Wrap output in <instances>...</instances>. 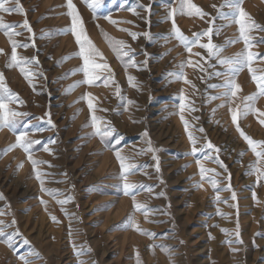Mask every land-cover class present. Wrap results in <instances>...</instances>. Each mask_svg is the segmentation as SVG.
<instances>
[{
    "label": "rangeland",
    "instance_id": "1",
    "mask_svg": "<svg viewBox=\"0 0 264 264\" xmlns=\"http://www.w3.org/2000/svg\"><path fill=\"white\" fill-rule=\"evenodd\" d=\"M191 2L209 15L201 19L179 11L175 14L177 27L188 37L208 28L207 21L217 16L224 0ZM73 3L88 37L103 54L104 60L98 62H106L111 69L101 74L109 79L107 86L101 82L98 86L80 85L66 94L69 85L83 79L82 73L70 74L82 61L73 55L78 51L74 37L64 31L71 23L66 0H18L23 14L0 12L4 23L16 26L13 31L19 35L12 39L28 45L18 47V55L38 61L28 65L34 73L30 85L17 67L6 66L11 45L0 31V73L7 88L23 101L10 107L27 114L19 118L17 127L30 124L24 129L28 139L42 142L32 146L31 155L47 162L37 165L36 170L45 174L41 176L43 187L58 193L53 198L41 191L22 149L4 151L16 137L8 128H0V221L6 233L19 232L12 248L2 242L6 237H0V264H22L21 255L30 264H252L253 241L264 240V180L258 182L252 173L255 156L237 133L227 106L218 107L224 101L210 99L222 91L211 85L223 82L214 75L223 67L207 58V50L193 46L189 54L170 38L173 18L168 14L180 8V0H103L95 18L82 0ZM7 7L15 9L17 3L10 0ZM241 7L264 28V0H242ZM105 16L117 23H109ZM25 19L32 32L22 27ZM214 27L220 29L212 35L214 44L238 41L224 48V56L244 48L237 25L216 19ZM101 30L124 41L129 55L118 59ZM130 32L138 33L135 40ZM248 35L249 50L259 54L252 68L257 75L264 74V31L254 29ZM201 42L206 43L207 37ZM64 57L71 58L62 60ZM189 59L195 67L188 66ZM176 73L191 83L178 79ZM129 76L134 78L131 84ZM236 82L241 86L239 97L256 91L247 68L237 75ZM181 92L185 97L183 110ZM84 93L92 96L91 113L87 101L81 99ZM254 106L264 112V96L258 97ZM91 115L115 128L107 146L99 137L88 138L90 126L82 127L90 125ZM238 123L246 135L264 140L258 113ZM189 132L198 149L208 141L215 147L192 155ZM45 145L50 152L43 150ZM149 147L154 151H148ZM113 149L120 151L126 163L138 166L127 182L146 186L138 188L134 198L149 210L147 217L133 211V196L124 194ZM196 159L203 167L215 170L205 175L216 181L217 191L207 179L201 180ZM217 159L224 167L215 162ZM196 184H203V188ZM68 197L69 202L57 203ZM128 216L139 228L155 234L154 238L124 228L122 222Z\"/></svg>",
    "mask_w": 264,
    "mask_h": 264
},
{
    "label": "snow or ice",
    "instance_id": "2",
    "mask_svg": "<svg viewBox=\"0 0 264 264\" xmlns=\"http://www.w3.org/2000/svg\"><path fill=\"white\" fill-rule=\"evenodd\" d=\"M9 2L10 0H0V12L11 13L13 11H16L19 12L20 14H23V10L22 8H20L18 4V0H15V2L17 3V7L15 9L7 7ZM82 2L87 5V7L93 13V16L95 18L97 9L101 7L103 0H82ZM241 4H242V0H224V3L221 4L217 9V16L211 17V19L207 21L209 25L208 28L203 32H194L191 37H188L185 36L181 32V30L177 27L175 20L173 18L175 14L179 11L181 14H186L188 16H196V17H200L201 19H203L205 16H208L209 14L204 12L194 3H192L191 0H180V8L179 9L174 8L168 14L169 18H173L170 38H174L181 45H183V47L189 54H192L193 46H198L201 49L207 50L208 53L207 58L215 59L217 64L223 67L224 69L223 71H216L214 73L215 76L222 77L223 82L221 84L211 85V87L222 89V91L218 95L210 97V99L211 100L222 99L224 103L218 105V107L227 106L228 112L231 116V122L233 125H235L237 133L247 144L248 149L255 156V162L252 165H250V168L252 170V173L256 175L257 181L259 182L260 180H264V140H255L250 136L246 135L245 132L241 129L238 121L242 118L247 117L249 114L256 115L258 113L259 123L261 125H264V118H262L264 117V112H261L259 109H257L254 106L256 99L260 96H264V74L257 75L256 71L252 68L254 58L258 57L259 54L253 53L252 51L249 50L252 44L248 35L254 29H259L261 31H264V28H261L253 21L250 14L247 13L243 9V7H241ZM66 7H67L66 14L70 18L71 23L70 26L66 28L64 31L65 33L70 32L71 35L74 37L76 45L78 47V51L73 55L77 56L82 61V65L79 68L72 70L70 74L75 75L77 72L83 74L82 80L75 81L72 85H69L68 89L65 90L66 94L80 85L98 86L97 82H101L105 86H107L109 83V79L107 77H102L101 74L104 72L111 71L109 65L106 62L104 63L98 62V60L99 61L104 60L103 54L96 48L93 41L88 37L83 25L82 18L77 10L76 5L73 3V0H66ZM213 7L216 6L213 5ZM223 8H227L228 11L227 12L221 11V9ZM129 11L134 12L133 9H129ZM104 19L108 20L109 23L112 24L117 23L116 21L111 20V18L108 16H105ZM216 19L226 20L228 21L229 25L232 23L237 25L239 32V40H242L244 44V48L240 52L234 53L231 56H224L222 54L224 48L230 44H234L238 42L236 40H228L225 42L224 45H216L212 42L213 33L219 34V30H220L219 28L214 27V23ZM125 23H127V21H125ZM225 26L228 25H222L221 27H225ZM15 27H16L15 25L4 23L2 18H0V31L4 32V35L8 38V42L11 45V55L9 58V62L6 66L17 67L20 73L24 76V78L26 80H29V83L31 85V77L34 75V73L30 70V68H28V65L34 63L38 64V61L36 60L35 57L28 59L18 55L17 48L18 47L26 48L28 47V45L18 44L15 40L12 39L13 36L19 35V33L13 31ZM22 27L27 29V31L32 32V29L26 19L23 22ZM97 27H99V25H97ZM119 30L127 31V29H119ZM101 35L103 36L105 42L108 44V47L117 55L118 59L121 56L129 55L127 46L125 45L124 41L116 40L109 37L107 33L103 32V30H101ZM129 35L135 40L137 38L138 33L130 32ZM143 35L145 37H149L148 33H143ZM204 37H207L206 43L201 42V39ZM2 53H3V49H0V54ZM195 55L200 56V53L197 52L195 53ZM69 58L71 57H64L62 58V60H66ZM132 66L136 67L134 63L132 64ZM183 66L184 65L182 63L180 67L183 68ZM188 66L195 67L196 65L193 63L191 59H189ZM244 68H247L248 72L251 74V79L255 83L256 91L253 92L251 95L239 97L238 93L241 91V86L236 82V77ZM200 70L203 71L202 68ZM175 75L177 76L178 79L183 78L185 83H189V84L191 83L186 78H184L182 74L176 73ZM133 79L134 78L131 76L128 77L130 84L133 81ZM118 92H119V88L117 87V93ZM81 99L87 101L88 108L91 113L94 108L91 94L84 93ZM179 99H180V108L181 110H183L185 107L184 104L185 97L183 96L182 92ZM237 100L239 101V103H236ZM13 103L19 106L23 103V101L19 99L18 94L13 93L10 89L7 88L5 84L4 75L3 73H0V128H8L9 131L13 132V134L16 137L15 143L10 145L9 148L4 151L5 152L11 151L17 147L22 149L24 153L27 155V159L32 164L36 179L41 184V191L55 198L58 195V193L55 190H50L43 187L44 180L41 179V176L45 174L36 170L37 165L44 164L47 162L35 160L32 158L31 155V152L33 150L32 146L34 144H41L42 142L28 139V132L24 129L29 128L30 124L24 123L22 128L18 129L17 126L21 124L19 118L27 114L16 111L12 107H10V105ZM234 103H235V107L232 106ZM213 111H215V109H213ZM90 120H91L90 125L85 124L82 126V127H89V126L91 127L92 131L91 133H89L88 138H91L92 136L99 137L101 143H105L107 146L106 143L107 138L114 136L115 128L112 127L109 122L104 121L102 118H99L95 115H91ZM181 120L184 121L183 116H181ZM184 123H185V129L187 131V127H188L187 122L184 121ZM49 124H51L50 120H49ZM200 131L202 132L203 129H200ZM143 135L146 136L147 133H144ZM188 139L190 144L192 145L191 154L194 156L198 151H203L204 148L213 149L215 147L214 145H212L210 141H208L206 142L205 145H203L202 148L198 149L196 147V143H197L196 138L190 132L188 133ZM49 142H54V141H49ZM115 143L119 144L120 143L119 139H117ZM43 150L45 152H50V149L46 145L44 146ZM147 150L154 151V149H152L151 147H149ZM215 150L217 152L219 151V149H215ZM113 151L115 158L120 165V179L124 181L122 184V189L124 194L133 196V205H132L133 211H139L143 213L145 217H147L149 210L145 208L143 205L135 202V198H134L135 191L138 188H144L146 186L143 185L138 186L136 184L127 182V176L132 174V172L138 166L126 163L125 162L126 158L120 154L119 150L113 149ZM241 155H243V153H241ZM204 158L208 159L207 156H205ZM153 159H155V156H153ZM215 162L220 164L221 167H224V165L218 159ZM196 164L199 169L201 180L203 181L207 179L208 183L211 184L213 190L217 191L216 181L214 179H211L210 177H206L205 175L208 172H215V170L207 169L203 167L200 159H196ZM22 166H23L22 163L18 165V167H22ZM49 167H51V165H49ZM195 187L203 188V184H196ZM70 199L71 198L68 197L65 200H57V203L63 205L69 202ZM232 199H235V194H233ZM253 199L254 200L256 199L255 193H253ZM217 200H219L218 196H217ZM41 203H44V201L41 200ZM51 219L53 220V222H56V218L54 216L51 217ZM13 223H15V221H13ZM2 225H3V221H0V237H6L5 239H3L2 242L5 243L9 248H12L13 239L14 237L19 235V232L17 231L8 234L4 231ZM122 226L124 228L131 227L133 230L143 235H148L150 238H154L155 236V234L146 232L145 230L139 228V226L134 222L131 216L126 217V221L122 222ZM221 231L227 233V229H221ZM237 236H239L238 231H237ZM24 243L27 244L28 241L25 240ZM159 247H161V249L164 250L162 245ZM32 254L38 255V253H32ZM19 259L22 261V264H30V261L24 255L19 256Z\"/></svg>",
    "mask_w": 264,
    "mask_h": 264
},
{
    "label": "bare ground",
    "instance_id": "3",
    "mask_svg": "<svg viewBox=\"0 0 264 264\" xmlns=\"http://www.w3.org/2000/svg\"><path fill=\"white\" fill-rule=\"evenodd\" d=\"M255 254L252 256V264H264V240H254Z\"/></svg>",
    "mask_w": 264,
    "mask_h": 264
}]
</instances>
